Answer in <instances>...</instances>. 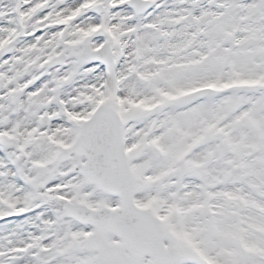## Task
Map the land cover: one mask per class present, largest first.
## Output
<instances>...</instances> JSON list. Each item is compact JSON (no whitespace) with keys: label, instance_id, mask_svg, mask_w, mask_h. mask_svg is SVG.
Instances as JSON below:
<instances>
[{"label":"rangeland","instance_id":"1","mask_svg":"<svg viewBox=\"0 0 264 264\" xmlns=\"http://www.w3.org/2000/svg\"><path fill=\"white\" fill-rule=\"evenodd\" d=\"M8 1L0 176L27 186L12 209L35 208L16 229L0 227V264H103L85 247L89 226L65 218L62 204L116 199L73 171L83 157L53 160L98 104L120 115L134 200L179 250L175 264H264V0H153L145 14L125 0H55L52 13L39 12L41 0ZM98 3L109 12L95 14ZM85 36L90 48L109 41L110 73L87 64ZM59 51L70 59L48 68ZM198 84L213 90L184 94Z\"/></svg>","mask_w":264,"mask_h":264},{"label":"bare ground","instance_id":"2","mask_svg":"<svg viewBox=\"0 0 264 264\" xmlns=\"http://www.w3.org/2000/svg\"><path fill=\"white\" fill-rule=\"evenodd\" d=\"M63 1L64 0H60L59 2H63ZM4 4L9 5L10 3L8 0H0V31H1L2 27H5V26H3L5 23L9 22L13 17H15V11H10L9 13H7V11L4 9ZM58 4L59 3H56L55 0H53L52 5H50V9H52L53 11H50V13H52L56 10V5L58 6ZM106 12H109V11H105L104 15L106 14ZM49 30L51 32V28ZM49 30L47 31L46 35L44 37H42V39H41V41L43 43L50 42L52 39V37L50 35L51 33H49ZM42 42L39 43L41 46L43 45ZM73 47L75 48V54H77L78 49L75 46H73ZM11 112H13V111H8L7 114L11 115ZM0 186L3 188L5 187L4 189L0 188V190H3L2 193L4 194V197H6V199H8L9 203L10 204L16 203L15 198H17V196L15 197V193H16V190L18 192H20V188H21V186L17 183V181H15V180L13 181V179H11V178L4 179L0 176ZM9 189H11V190H9ZM4 209H5V205L1 204V202H0V211L4 210ZM1 216L2 215H0V218H2ZM17 220H18V218H17ZM16 223H17V221L14 219L5 220L3 223L0 224V227H2V228L8 227L7 229L14 230L18 226ZM262 247H264V244H262Z\"/></svg>","mask_w":264,"mask_h":264},{"label":"water","instance_id":"3","mask_svg":"<svg viewBox=\"0 0 264 264\" xmlns=\"http://www.w3.org/2000/svg\"><path fill=\"white\" fill-rule=\"evenodd\" d=\"M111 115V114H110ZM109 115V116H110ZM112 119V118H111ZM88 124H92V123H88ZM67 152H68V150H65L63 153H62V155H66L67 154ZM118 168H119V165H115V167H113L112 168V170L108 173L107 171H102V172H99V173H94V174H92L90 171H89V169L86 167V168H83V167H81V171H83V172H88L92 177V179H96V180H98V181H102V180H105L106 179V174L108 175V176H110V177H108V179H112L113 177V175L115 174V172L116 171H118ZM125 182H126V180H124ZM69 208V210H72L71 211V213H80V214H86L85 212H83V211H77V209H75V208H73V207H70V206H68L67 207V209ZM101 216V215H100ZM84 217H87V219H92V218H94V216H91V215H88V216H84ZM105 226H107L108 228H111V229H113V230H119L120 229V226H121V223L120 224H112V225H110V224H105ZM100 228V227H99ZM155 235H157V232L155 233ZM97 238H99V241H94L93 242V245L94 246H99L100 245V241H101V236L99 235V236H97ZM166 256H168L169 254H165ZM159 263H161V264H165L164 262H160L159 261Z\"/></svg>","mask_w":264,"mask_h":264}]
</instances>
